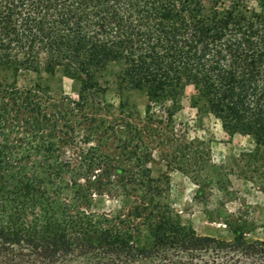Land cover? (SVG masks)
I'll list each match as a JSON object with an SVG mask.
<instances>
[{"label":"trees","instance_id":"trees-1","mask_svg":"<svg viewBox=\"0 0 264 264\" xmlns=\"http://www.w3.org/2000/svg\"><path fill=\"white\" fill-rule=\"evenodd\" d=\"M249 1L0 0V135L23 120L47 148L14 156L0 146V264H264V241L244 240L239 227L225 240L183 224L163 197L168 182L144 165L145 148L124 144L123 161H136L128 167L86 152L75 173L43 134L57 133L72 100L52 98L41 74L68 78L82 107L107 88L113 66L119 94L147 96L149 121L151 106L175 103L191 85L227 134L252 139L250 157L263 166L264 0ZM30 74L38 79L19 86ZM119 132L139 134L129 122ZM114 190L121 207L94 208L91 194Z\"/></svg>","mask_w":264,"mask_h":264},{"label":"rangeland","instance_id":"rangeland-1","mask_svg":"<svg viewBox=\"0 0 264 264\" xmlns=\"http://www.w3.org/2000/svg\"><path fill=\"white\" fill-rule=\"evenodd\" d=\"M248 5L254 6L253 1ZM116 71V67H108L103 76L109 83L107 88L93 97L89 95L82 107L73 104L77 100L76 87L68 78L59 73L41 74L52 98L68 96L72 100L70 106H64L67 118L55 124L57 133L48 139V126L43 128L45 141L58 145L54 152L60 155V162L78 173L82 155L96 152L101 156L111 155L128 167L136 161H123L124 144L126 150L136 146L141 152L145 148L149 156L144 165L150 169L152 178L168 182L163 197L183 224L197 234L225 240L233 238L232 229L236 226L244 240L264 241V165L260 164V157L257 156L255 163V158L250 157L254 151L252 139L227 134L219 120L194 101L191 85L185 86L175 103L168 101L164 106H151L155 117L149 121L145 116L147 96L139 90L119 94L114 83ZM37 79L33 74L20 77L18 85ZM167 109L173 110L170 121L164 118ZM14 112L17 109L11 110ZM9 121L4 132L7 135H0L3 149L14 156L47 149L46 146L39 148V138L23 132V120L17 130L11 126L12 120ZM124 122L131 123L139 134L128 139L119 132ZM31 171L30 168L23 170L26 175ZM69 176L67 172L65 177ZM80 180L83 183V178ZM116 195L115 190L111 195L91 194L94 208L118 209L122 199Z\"/></svg>","mask_w":264,"mask_h":264}]
</instances>
